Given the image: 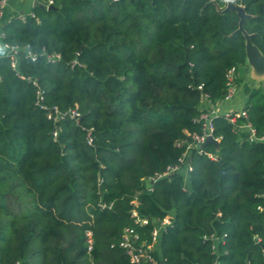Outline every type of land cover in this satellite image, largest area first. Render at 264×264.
<instances>
[{
	"label": "trees",
	"instance_id": "16d2710c",
	"mask_svg": "<svg viewBox=\"0 0 264 264\" xmlns=\"http://www.w3.org/2000/svg\"><path fill=\"white\" fill-rule=\"evenodd\" d=\"M35 2V18L2 28L16 65L0 58V264H131L118 247L124 229L146 240L170 215L158 241L164 264H264V143L246 141L244 120L213 118L219 150L204 153L217 161L193 152L189 173L151 191L144 181L180 165L210 111L204 97L223 101L228 72L246 66L226 0ZM237 3L264 55V0ZM38 91L48 108L80 117L49 119ZM243 110L264 135V83Z\"/></svg>",
	"mask_w": 264,
	"mask_h": 264
},
{
	"label": "built area",
	"instance_id": "2783aa9c",
	"mask_svg": "<svg viewBox=\"0 0 264 264\" xmlns=\"http://www.w3.org/2000/svg\"><path fill=\"white\" fill-rule=\"evenodd\" d=\"M8 0H1L0 1V16L2 14V9L6 5V2ZM117 1V0H115ZM227 1H234L236 4L240 0H226ZM52 4V2H49V5ZM241 6V5H240ZM17 19H19L21 22H25L27 18H35L34 14L32 12L29 13H20L17 16H15ZM9 21V20H8ZM7 21V22H8ZM9 48V47H8ZM10 53L8 56H12V62L11 65L14 68L16 65L15 61V55H16V49L9 48ZM31 60L33 61L35 56H30ZM59 60V57L56 55L48 57L49 62H56ZM238 73L235 68H232L228 74H227V94L222 102H228L231 100L234 96L236 87L233 85L234 80L236 77H238ZM201 87L198 86V89ZM44 97L42 95L41 91L37 92V99L36 104L40 107V109L47 111V117L49 119H53L54 121L63 120L65 118H71V119H78L80 115L76 110H69L65 113H61L57 110L55 107L48 108L44 103ZM204 105H209L207 97H204ZM203 108V107H202ZM210 108V111L205 113H201L199 120L201 121V132L199 134H194L190 136L191 141L186 145V150L184 155L180 159V165L175 167H169L163 174L154 175L153 177L144 179L146 187L149 189V191L152 190V185L159 179L163 177H168L173 173L179 172L181 169H183L186 173H189L192 168L191 165L188 162V159L191 155V153L196 152L198 155L206 154L209 159L217 161L218 160V152L215 153H204V148H201V145L205 142L206 138L211 137L215 141L219 143V138L214 136V126H213V118L218 116L219 114L214 111L211 106L207 107ZM226 120H228L231 124L235 125L238 120H244L245 122L240 125L237 130H243L246 131V141L248 143H256V142H263L264 143V135L259 136L255 129L247 122V113L243 109L238 111H230L226 112L222 115ZM87 144H91V136L90 133L87 134ZM177 145L180 146V143ZM100 209H111L112 205H106L102 202L98 204ZM258 210L260 212H264V208L258 207ZM131 217L134 219L135 223L138 224L139 227H143L148 225L149 220L147 218H141L137 215V213L134 210L130 211ZM155 226L151 233L149 234V238L146 240H142L141 236L137 233H134L132 229L125 228L122 232L121 240L118 244V247L122 249L126 256L129 259V262L131 264H164L165 259L159 258L160 250L158 246V241L160 234L168 227L172 226V217L167 216L165 219L154 222ZM204 239H207V237H204ZM211 240H213L217 244L219 242H223L222 239H217L214 236L210 237ZM255 242H259L258 238L254 237ZM93 235L90 231L86 233V244H87V250L90 253L93 248ZM214 250V247H213ZM218 264V263H215Z\"/></svg>",
	"mask_w": 264,
	"mask_h": 264
},
{
	"label": "crops",
	"instance_id": "0c3cea01",
	"mask_svg": "<svg viewBox=\"0 0 264 264\" xmlns=\"http://www.w3.org/2000/svg\"><path fill=\"white\" fill-rule=\"evenodd\" d=\"M35 0H8L2 9L0 16V58L8 56L10 49L5 45L2 38V28L4 24L12 17L20 13H29L32 11ZM238 75L242 79V83L236 88L234 96L228 102H218L214 105H204L216 111L217 114L223 115L226 112L238 111L243 109L250 95L255 93L262 87V83L254 82L249 75V67L246 65L243 69L239 70Z\"/></svg>",
	"mask_w": 264,
	"mask_h": 264
},
{
	"label": "water",
	"instance_id": "95a60500",
	"mask_svg": "<svg viewBox=\"0 0 264 264\" xmlns=\"http://www.w3.org/2000/svg\"><path fill=\"white\" fill-rule=\"evenodd\" d=\"M36 5V2L34 6ZM228 11H232L238 17V28L235 33H239L244 38V46H245V61L246 65L249 67V75L250 78L254 82L264 83V55L258 50V48L253 45L251 38L244 29V22L250 16L246 14L244 8L234 1H227L225 8L221 11V13H225ZM207 145H213L215 150H219V143L215 141L213 138H206L205 142L201 145V148H205Z\"/></svg>",
	"mask_w": 264,
	"mask_h": 264
}]
</instances>
